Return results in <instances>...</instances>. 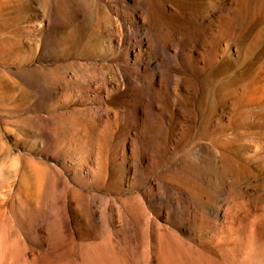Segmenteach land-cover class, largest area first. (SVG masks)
Instances as JSON below:
<instances>
[{
	"label": "rangeland",
	"instance_id": "obj_1",
	"mask_svg": "<svg viewBox=\"0 0 264 264\" xmlns=\"http://www.w3.org/2000/svg\"><path fill=\"white\" fill-rule=\"evenodd\" d=\"M0 264H264V0H0Z\"/></svg>",
	"mask_w": 264,
	"mask_h": 264
}]
</instances>
